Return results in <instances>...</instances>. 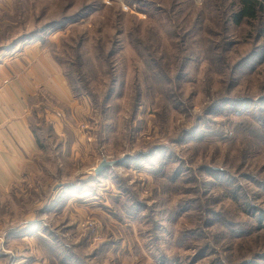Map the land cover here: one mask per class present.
I'll list each match as a JSON object with an SVG mask.
<instances>
[{"label":"rangeland","instance_id":"374dc122","mask_svg":"<svg viewBox=\"0 0 264 264\" xmlns=\"http://www.w3.org/2000/svg\"><path fill=\"white\" fill-rule=\"evenodd\" d=\"M14 1L0 0V15L14 11ZM232 1L23 3L21 24L0 47L38 30L40 41L61 55L63 73L79 45L89 87L100 99L111 86L110 77L117 82L102 107L88 93L80 95L86 99L82 108L65 106L66 144L53 132L51 140L37 132L47 159L30 191L0 202V264H239V244L244 258L264 251V218L256 216L259 209L263 213L258 215H264V129L254 114L248 115L264 105L233 111L230 104H220L204 114L228 80L222 82L224 76L213 71L206 75L207 60L200 53L186 60L177 90L181 101L165 112V100L149 88L143 61L132 45H138L146 64L158 57L172 66L179 62L175 54L180 50L181 58L191 49L202 50L198 39L204 46L221 43L220 6ZM47 24L51 26L41 31ZM225 25L221 40L228 41L229 61L236 64L252 54L234 72L230 95L256 99L264 95V63L254 57L258 40L248 24ZM212 31L216 36L207 38ZM98 43L105 54L111 51L109 60L97 56ZM4 53L0 49V56ZM134 77L141 88L138 101ZM158 97L162 103L154 104ZM51 101L42 108L55 114L60 101ZM195 122L197 130L189 137L186 131ZM136 155L141 157L122 162ZM102 158L122 161L95 174ZM207 166L222 169L230 182L214 179L203 169ZM247 202L256 210L246 213L241 203ZM249 229L248 236H239ZM16 232L21 235L8 237Z\"/></svg>","mask_w":264,"mask_h":264},{"label":"trees","instance_id":"16d2710c","mask_svg":"<svg viewBox=\"0 0 264 264\" xmlns=\"http://www.w3.org/2000/svg\"><path fill=\"white\" fill-rule=\"evenodd\" d=\"M15 0L14 1V11L12 12H4L3 14L0 15V43L3 41L5 42L6 40H10L9 38H12V34L17 28L18 24H21L19 21V18L22 16L23 12V3L26 2L27 0ZM226 11V12H225ZM219 13L221 17L219 18V26L222 29V33L219 34L221 39H224L223 33H226V27L227 23H231L235 26L237 25H243V24H248L250 27V33L254 34V40H258V43L255 44V54L254 57L257 58V61L259 64L264 63V0H234L231 3L227 4V7L224 8L222 5L220 6ZM199 21V19H198ZM61 22V21H58ZM51 24H47L44 26V28L40 29L45 30L49 28ZM193 27H195V22ZM213 32V31H212ZM204 34H207L206 31H204ZM40 33L38 30H34L31 32L27 33H22L18 35V37H15L13 40H11L9 43H6L4 46L0 47V49L9 51L12 50V48L15 47L19 42L25 41V40H31L34 38L36 40H41ZM207 38H213L216 36V34L213 32L212 35H206ZM220 39V44H215L213 42L205 43L204 46V41L202 39L196 40V45L201 46L202 50H199L196 48V51L194 49L189 50V55L187 57L182 56L183 50H180L178 53L175 54L176 59L179 60V62L168 65V64H161L160 60L158 57H152L150 64H146V61L144 60V54L140 49L138 48V45L133 42L132 45L135 46V49L140 56V58L143 61L144 64V69L146 72V75L148 76V79L150 80L151 85H149V88L152 89H157L158 94H160L164 98V106L163 110L167 112L169 109V105L175 104L176 100L181 101L180 98V91H177L179 87L182 85L180 83L181 81V76L182 73L184 72L186 68V60H193V57L198 58L200 56V53L204 54L206 60H207V68H206V75L210 72L213 71L215 75H223L224 78L221 80L222 82L228 80V84L222 85L223 87V92H220L217 97L211 102L210 106L208 109H206L204 114H211L212 110H214L217 106L220 104H230L231 107L233 108V111L235 108L237 109L240 106L244 105H249V104H263L264 105V95L254 99L253 97L250 96H244V97H235L233 95H230V89L234 85V79L236 78L234 72L237 70V67L242 65V62L246 59H248L252 54L247 55L244 59L241 61L237 62L236 64H232L228 57H227V49L225 45H228V41L222 42ZM136 40V39H134ZM43 42V41H42ZM45 43V42H43ZM46 44V43H45ZM99 44V51H98V57L103 58L105 60H109V56L111 54V51L107 52L105 54L104 49L101 45ZM50 46V44H47ZM178 49H182L181 46H179ZM51 52L55 60L61 65L62 64V57L61 55H58V52L54 51V49L51 47ZM156 50H152V52L155 53ZM57 53V54H56ZM73 61H69L68 65L69 68L68 70L64 71L63 75L67 79V84L69 86V89L73 96L78 97L84 93L90 94L93 99L95 98V104L98 107H102L104 101H107L108 99L111 98V92L114 90L112 89L113 85L117 82V79L115 77H110V82L111 86L107 91H105L102 94L101 99L99 96L94 93L91 88L89 87V80L86 77L84 67H86V58L83 52L80 51L79 45L77 44L76 49H74V56H73ZM68 60V59H67ZM175 60V59H174ZM65 61V59H64ZM175 83L177 86L174 88L172 84ZM264 83V80H263ZM133 84L135 87V99L138 101L140 100V83L137 78H133ZM154 91V93H157ZM95 94V95H94ZM103 98V99H102ZM161 97H158L155 101L154 104H161L162 99ZM170 100L169 103L166 101ZM260 110L259 113L257 112H251L248 115H253L255 119L258 121V123L262 126L264 129V108L257 106ZM236 112V111H235ZM256 113V114H255ZM231 119V118H230ZM232 120V119H231ZM197 123L195 122V125L191 127L187 133V135L190 137L192 134H194L197 130ZM42 132H44L46 135L47 133L52 135L51 130L49 129V126L46 125L44 126L43 129H41ZM36 132H38L36 130ZM183 138L177 139L176 143H182ZM70 142V141H69ZM68 142V143H69ZM164 149V148H161ZM160 149V150H161ZM159 150V151H160ZM141 156L136 155L135 157H130L126 156L123 158L124 162L126 159L129 160H136L139 159ZM207 173H209L214 179L216 178L219 180L221 183H226L230 182V175H227L226 172H223L222 169L215 168V167H210L207 166L203 168ZM107 173V170L102 171L101 173ZM99 173V174H101ZM222 173V175H221ZM225 174V175H223ZM228 176V177H226ZM221 178V180L219 179ZM231 197L237 200L236 192H230ZM245 204V212L249 213L251 209H254V206L251 205V203H241V205ZM256 210V208L254 209ZM212 212V211H211ZM263 213L261 209L258 210L256 213V216H258V220L262 221L264 218L263 214L258 215V213ZM213 213V212H212ZM257 218V217H256ZM208 226V224L206 225ZM228 226V225H227ZM232 228V227H230ZM250 229L243 230L241 232V235L239 236H248ZM231 235H234L231 231H229ZM244 240V239H243ZM239 244V243H238ZM243 249V244H239V247L237 249L238 255L240 256V262L239 264H264V251L259 254V253H254L250 257H245V252H242ZM250 258V259H247Z\"/></svg>","mask_w":264,"mask_h":264},{"label":"crops","instance_id":"0c3cea01","mask_svg":"<svg viewBox=\"0 0 264 264\" xmlns=\"http://www.w3.org/2000/svg\"><path fill=\"white\" fill-rule=\"evenodd\" d=\"M5 52L0 56V202L37 184L47 156L40 148L36 130L51 140L52 135L41 130L48 125L65 143V106L82 108L86 100L69 91L60 64L42 41L18 43ZM52 98L60 101L55 114L42 108L50 107ZM19 235L16 232L8 237Z\"/></svg>","mask_w":264,"mask_h":264},{"label":"water","instance_id":"95a60500","mask_svg":"<svg viewBox=\"0 0 264 264\" xmlns=\"http://www.w3.org/2000/svg\"><path fill=\"white\" fill-rule=\"evenodd\" d=\"M122 160L120 159H106L102 158L99 163L94 167V173L99 174L104 170H107V168L116 165L118 163H121Z\"/></svg>","mask_w":264,"mask_h":264}]
</instances>
